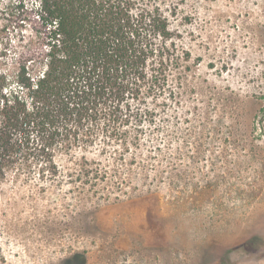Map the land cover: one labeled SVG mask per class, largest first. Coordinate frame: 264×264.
<instances>
[{
    "label": "rangeland",
    "instance_id": "1",
    "mask_svg": "<svg viewBox=\"0 0 264 264\" xmlns=\"http://www.w3.org/2000/svg\"><path fill=\"white\" fill-rule=\"evenodd\" d=\"M144 2L189 53L178 102L157 109L123 162L114 143L84 153L109 171L99 184L109 195H81L78 181L0 183L1 264H62L74 252L87 264H264V0ZM1 7L4 67L35 22ZM253 235L258 247L242 255L236 247Z\"/></svg>",
    "mask_w": 264,
    "mask_h": 264
},
{
    "label": "trees",
    "instance_id": "2",
    "mask_svg": "<svg viewBox=\"0 0 264 264\" xmlns=\"http://www.w3.org/2000/svg\"><path fill=\"white\" fill-rule=\"evenodd\" d=\"M0 2L20 24L28 14L35 22L26 49L0 67V183L78 181L81 195H109L99 187L109 171L93 169L84 153L114 143L123 162V152L140 147L144 124L178 102L175 76L188 68L189 53L178 51L168 19L144 0ZM261 239L249 236L236 248L254 254ZM87 262L85 252L62 260Z\"/></svg>",
    "mask_w": 264,
    "mask_h": 264
}]
</instances>
